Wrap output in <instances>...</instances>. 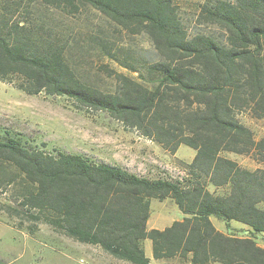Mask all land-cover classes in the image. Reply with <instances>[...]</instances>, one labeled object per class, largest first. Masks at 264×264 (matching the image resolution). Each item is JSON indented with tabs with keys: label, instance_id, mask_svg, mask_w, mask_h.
<instances>
[{
	"label": "trees",
	"instance_id": "trees-1",
	"mask_svg": "<svg viewBox=\"0 0 264 264\" xmlns=\"http://www.w3.org/2000/svg\"><path fill=\"white\" fill-rule=\"evenodd\" d=\"M41 6L90 8L128 34L145 33L159 55L144 63L152 86L108 69L114 91L82 82L56 33L35 15ZM198 17L222 38L189 33L174 0H0V81L104 111L170 154L181 145L195 150L186 176L148 178L80 154L47 152L0 130V161L33 186L21 205L35 210L34 218L132 264H149L145 239L154 259L264 264L255 240L264 235V133L256 138L239 119H264V0H206ZM225 152L257 165L244 167ZM153 198L172 199L182 218L147 229ZM211 217L241 223L247 234L223 232Z\"/></svg>",
	"mask_w": 264,
	"mask_h": 264
},
{
	"label": "rangeland",
	"instance_id": "rangeland-1",
	"mask_svg": "<svg viewBox=\"0 0 264 264\" xmlns=\"http://www.w3.org/2000/svg\"><path fill=\"white\" fill-rule=\"evenodd\" d=\"M205 1L174 0L189 33L200 31L221 39V29L199 20V6ZM35 15L56 33L67 62L82 82L112 92L117 83L108 69L152 86L144 63L157 60L159 55L145 33L128 34L90 8L68 13L41 6ZM239 119L252 129L256 138L264 133V119L246 114H240ZM0 130L47 152L80 154L94 162L118 165L148 178L186 176L187 164L195 154V150L186 145L170 154L104 111L80 109L66 96L44 92L28 94L2 81ZM224 154L244 167L253 169L257 165L248 156ZM30 188L33 186L27 184L14 165L0 161V264H132L34 218L35 210H26L21 205L25 190ZM149 207L147 229H161L182 218L181 211L170 198L149 199ZM212 222L223 232L237 236L247 234L245 226L236 221L225 222L212 217ZM255 240L264 247L263 234H257ZM142 245L146 256L150 257L149 264H189L186 258L154 259L150 240H143Z\"/></svg>",
	"mask_w": 264,
	"mask_h": 264
},
{
	"label": "crops",
	"instance_id": "crops-1",
	"mask_svg": "<svg viewBox=\"0 0 264 264\" xmlns=\"http://www.w3.org/2000/svg\"><path fill=\"white\" fill-rule=\"evenodd\" d=\"M211 219H212V217H211ZM149 257V256H148ZM149 259H150V257H149Z\"/></svg>",
	"mask_w": 264,
	"mask_h": 264
}]
</instances>
